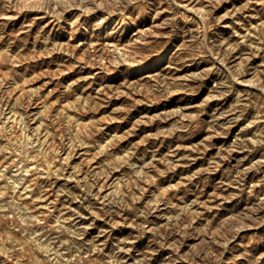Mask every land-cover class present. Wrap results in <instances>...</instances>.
Listing matches in <instances>:
<instances>
[{"label":"rangeland","instance_id":"rangeland-1","mask_svg":"<svg viewBox=\"0 0 264 264\" xmlns=\"http://www.w3.org/2000/svg\"><path fill=\"white\" fill-rule=\"evenodd\" d=\"M0 264H264V0H0Z\"/></svg>","mask_w":264,"mask_h":264}]
</instances>
